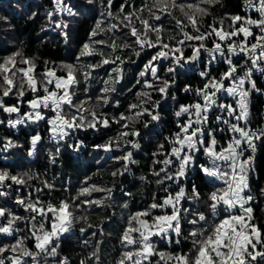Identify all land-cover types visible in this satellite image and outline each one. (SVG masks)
Returning a JSON list of instances; mask_svg holds the SVG:
<instances>
[{"label":"snow or ice","instance_id":"1","mask_svg":"<svg viewBox=\"0 0 264 264\" xmlns=\"http://www.w3.org/2000/svg\"><path fill=\"white\" fill-rule=\"evenodd\" d=\"M39 7L40 33L66 45L78 18L92 23L59 62L26 54L23 41L11 49L0 42V128L11 133L0 136V264H72L62 255L71 239L82 249L79 264H264L256 216L264 213V116L254 120L251 111L253 96L264 97V0H241L235 11L225 0ZM155 136L162 139L137 175L142 142ZM45 138L49 164L62 150L79 160L91 148L95 170L75 188L55 174L17 171V151L26 143L34 158ZM102 172L109 182L95 179ZM141 187L148 194L133 208ZM114 231L110 252L105 236Z\"/></svg>","mask_w":264,"mask_h":264},{"label":"trees","instance_id":"2","mask_svg":"<svg viewBox=\"0 0 264 264\" xmlns=\"http://www.w3.org/2000/svg\"><path fill=\"white\" fill-rule=\"evenodd\" d=\"M227 7L230 10H238L237 6L241 3V0H225ZM119 0H117V4ZM139 3V0H137ZM48 0H0V18H7L12 28L5 30L3 20L0 19V42H3L7 48L11 49L18 44L20 41L24 42L25 52L28 55L39 54L44 58H50L59 62L61 59H70L72 53L76 51V42L83 40L86 37L87 30L91 25L92 21L90 19L80 17L79 22L74 25H70V28L74 29L71 36L72 43L66 45L63 38L55 32H49L47 34L40 33V26L44 22L43 18V7L41 5H47ZM32 12H39L38 15L33 20H29L28 16ZM179 15V13H177ZM39 33V36L37 35ZM40 37H43L41 40ZM5 54L3 49L0 48V55ZM130 79V75H129ZM185 80L181 78L180 83L183 84ZM190 82L195 86L198 83L196 77H192ZM261 81L258 80V84ZM130 97V94H128ZM124 100V97H121ZM178 99L181 103L187 102L182 93L178 94ZM171 103V102H170ZM252 116L256 120L264 116V97L253 96L252 98ZM166 123L163 124V132L167 134L169 127L171 126L172 115L171 112L165 113ZM41 132L43 134V126L41 127ZM11 133L0 128V136L10 135ZM83 135V134H82ZM19 139L23 142L25 140L24 133L19 134ZM162 139V137L155 136L149 141L147 138L142 142L141 149L139 150L136 159L139 160V165L136 169L137 175L143 174L149 167V162L151 159V152L153 151L156 141ZM89 142H102L99 137H93L91 134L88 136ZM52 147L51 143L45 138L44 143L40 146L39 153L36 157H27L25 149L27 144L25 143V149H20L17 151L14 157L18 161L17 171H39L41 173L46 172L47 178L51 179L52 176L56 175V183L59 184L63 181L65 184L71 182L73 188L78 187L79 182L83 179V173L95 170L94 166H91L92 157L89 155L91 153V148L86 149L80 154L79 160L75 158L73 154L68 150H62V154L57 158L55 165L49 164L47 159V152ZM11 159V158H10ZM111 163V162H110ZM0 166H3L0 164ZM257 169L260 177L259 186H264V152L258 153L257 158ZM102 177V179H101ZM95 179L98 182L106 183L110 181V176L107 172L100 173ZM131 179V178H129ZM128 181H126L127 183ZM139 184V181H136ZM255 186V185H254ZM74 194V193H73ZM148 193L144 191L143 187L139 189L138 200L134 202L132 207L135 208L139 200L146 196ZM67 195L63 192H56L54 196L56 198H61ZM119 195V193H117ZM99 211V210H98ZM119 212L117 211V216ZM257 219L264 224V213L259 210L256 211ZM96 219V217H93ZM115 219V218H114ZM118 225L116 223L112 224L113 229L118 230ZM105 245L110 252H115L113 245L118 247L116 241V232H113L111 237L105 236ZM63 252L62 255H67L71 258L72 264H79V260L82 257V249L80 247L79 241L75 239L67 240L62 244ZM109 264H111V257H109Z\"/></svg>","mask_w":264,"mask_h":264}]
</instances>
